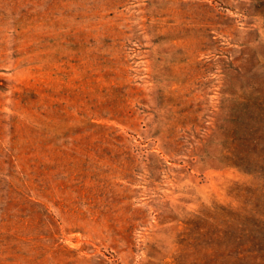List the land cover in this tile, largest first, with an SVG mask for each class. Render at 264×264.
Masks as SVG:
<instances>
[{
	"label": "rangeland",
	"instance_id": "rangeland-1",
	"mask_svg": "<svg viewBox=\"0 0 264 264\" xmlns=\"http://www.w3.org/2000/svg\"><path fill=\"white\" fill-rule=\"evenodd\" d=\"M0 264H264V0H0Z\"/></svg>",
	"mask_w": 264,
	"mask_h": 264
}]
</instances>
